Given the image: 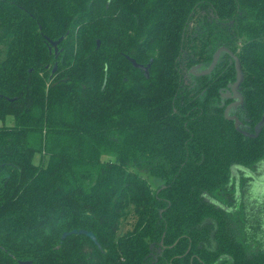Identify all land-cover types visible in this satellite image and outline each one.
Returning <instances> with one entry per match:
<instances>
[{
    "label": "trees",
    "instance_id": "16d2710c",
    "mask_svg": "<svg viewBox=\"0 0 264 264\" xmlns=\"http://www.w3.org/2000/svg\"><path fill=\"white\" fill-rule=\"evenodd\" d=\"M6 115L0 264H264L209 200L264 157V0H0Z\"/></svg>",
    "mask_w": 264,
    "mask_h": 264
},
{
    "label": "rangeland",
    "instance_id": "374dc122",
    "mask_svg": "<svg viewBox=\"0 0 264 264\" xmlns=\"http://www.w3.org/2000/svg\"><path fill=\"white\" fill-rule=\"evenodd\" d=\"M2 124H13V117L6 115L0 119ZM147 178L156 186V179ZM209 198L226 210L231 227L243 242L264 247V158L252 166L235 167L229 182ZM124 227L123 224L120 231Z\"/></svg>",
    "mask_w": 264,
    "mask_h": 264
},
{
    "label": "flooded vegetation",
    "instance_id": "af4514ba",
    "mask_svg": "<svg viewBox=\"0 0 264 264\" xmlns=\"http://www.w3.org/2000/svg\"><path fill=\"white\" fill-rule=\"evenodd\" d=\"M192 21H190V22H188V24H187V26L186 27H184L186 30V33H187V35L189 36V37H193V32H192V30L194 29L193 27H192ZM216 49V48H215ZM215 49L212 51V53H211V60H212V58H213V54H214V52H215ZM229 51V50H228ZM190 52V49H188V48H183V51H182V55H185L186 54V56H189L188 54H190L189 53ZM229 56H230V58L228 59V61H227V64H226V66L227 65H230V63H232V60H233V64H235V57H234V55L233 54H231V53H229ZM199 56H197L196 58H198ZM211 62L209 61L208 63H200V62H197V63H194V64H192L191 66H194V65H197L198 64V71H195V72H201L203 69H205V66H208L209 64H210ZM214 67H213V69L215 68V62L212 64ZM190 66V67H191ZM200 66V67H199ZM190 67H188L187 69H184L183 71H184V81L186 82L187 81V79H188V77H189V69H190ZM213 69H212V71L209 73V74H205V75H207V76H211V73L213 72ZM197 73V74H198ZM199 75V74H198ZM201 75V74H200ZM234 78H235V71H234ZM234 78L232 79V80H229V81H227L226 82V85L224 86V88H223V90L221 89V91H222V94L225 96V98H229V99H231L230 98V96L232 95V89H231V85H232V83H233V81H234ZM227 84H230L229 86H227ZM238 92H239V89L237 90ZM234 93H235V91H234ZM262 122V121H261ZM264 158V157H263ZM262 158V159H263ZM261 159V160H262ZM260 160V161H261ZM260 161H258V162H260ZM235 167H245V166H241V165H233L232 167H231V170H230V176H231V172H232V170L235 168ZM210 199V198H209ZM215 204V203H214ZM216 205V204H215ZM217 206H220V205H217ZM221 207V206H220ZM221 208H223V207H221ZM224 209V208H223ZM225 210V209H224Z\"/></svg>",
    "mask_w": 264,
    "mask_h": 264
},
{
    "label": "water",
    "instance_id": "95a60500",
    "mask_svg": "<svg viewBox=\"0 0 264 264\" xmlns=\"http://www.w3.org/2000/svg\"><path fill=\"white\" fill-rule=\"evenodd\" d=\"M45 38L47 39L48 43H49V49L52 47L55 54L57 55L58 52H57V45L58 43L62 40L63 36H60L58 37L57 39H50L48 37L45 36ZM97 44H98V41H97ZM231 53V52H230ZM232 54V53H231ZM235 57V64H236V68L239 69V63H238V59L236 56ZM128 59L131 61L132 65L135 66V67H139V68H143L144 70L147 69V66H143L139 63H137L133 58H130L128 57ZM212 66V65H210ZM56 67V64H54L53 66V69L54 70ZM238 121L236 120L235 123H237ZM70 233H82V234H85L87 235L93 242L97 243L96 241V238H95V235L93 234L92 231H89V230H86V229H71L70 231H64L61 235L62 238H64L67 234H70ZM22 264H26L28 263L27 261H22L21 262Z\"/></svg>",
    "mask_w": 264,
    "mask_h": 264
}]
</instances>
